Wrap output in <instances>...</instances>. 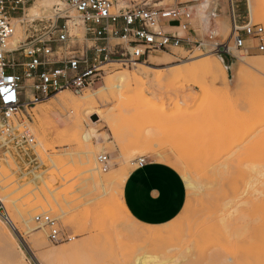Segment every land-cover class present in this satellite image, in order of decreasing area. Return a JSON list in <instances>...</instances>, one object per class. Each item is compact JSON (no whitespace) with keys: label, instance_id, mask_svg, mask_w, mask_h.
Masks as SVG:
<instances>
[{"label":"rangeland","instance_id":"obj_1","mask_svg":"<svg viewBox=\"0 0 264 264\" xmlns=\"http://www.w3.org/2000/svg\"><path fill=\"white\" fill-rule=\"evenodd\" d=\"M37 1L30 0L25 11L15 15L22 18L15 21L16 29L22 34L18 36L19 42L26 39L31 29L44 26L52 18L55 8H60L66 10V16L75 23L72 33L82 43L84 30L75 12L62 1L54 0L63 5H55L48 11L40 8L33 13L31 9ZM205 1L209 2L123 0L127 6L139 5L146 9L187 6L192 11L193 20L187 33L160 25L163 32H177L180 37H189L192 43L184 45L182 50L175 48L167 53L153 54L145 62L153 68L174 66L182 74L161 72L160 79L153 75L149 79L142 78L133 86L135 92L130 98L109 106L111 119L121 134L119 144H115L102 121L92 125L84 117L83 127L79 130L73 127V121L68 122L71 116L61 108L54 109L48 116L46 122H51V125L46 129L47 141L42 143V147L35 142L36 148L44 152L43 156H48L55 167L50 165L48 158L44 164L40 163L33 151L24 153L16 143L4 147L0 144V205L4 207L0 210V219L4 223L0 224V264H7V253L21 261L18 248L22 250L26 264H38V257L60 248H71L66 264H133L144 255L154 257V264H264V242H261L264 241V178L251 180L245 186L215 172V169H223L226 162L243 157L248 161L264 160V93L257 82L250 83L251 87L239 83L230 69L234 63L235 67L241 66L239 58L262 59L264 52L233 50L231 10L227 11L228 17L222 19V31L215 34L216 37L206 32L195 16ZM117 3L119 6L122 2L117 0ZM247 4V0H232L238 26L250 21ZM220 12L219 8L217 14ZM251 24L261 25L264 29V25L255 20ZM199 43L204 48H199ZM215 44L230 48L224 75L207 73L195 67L200 59L190 60L196 54H201L202 58L221 57L210 48ZM255 44V41L247 42L251 47ZM162 60L167 63L160 64ZM112 64L104 67L101 78L88 89L77 94L64 93L79 99L84 94L97 91L106 76L133 72L134 65ZM253 75L264 80L258 73L253 72ZM53 97L38 105L47 106ZM28 114L24 113L25 117L20 115L21 120L29 123L37 140L41 136L39 122L32 118L31 110ZM54 115L61 116L63 124L58 123ZM89 128L95 133L91 139L92 145L96 146L95 157L100 154L109 157L110 167L106 173L97 167L101 176L116 177L119 171L129 173L138 166L140 159H147L171 167L184 183L187 180L199 187L200 190L193 194L186 186L185 205L172 221L181 225L179 230L152 243L134 235L137 232L134 228L147 226L132 219L115 186H110L106 193L92 187L84 159V153L90 147L81 138L84 132L90 131ZM14 146L19 149L18 155L5 158L3 153ZM32 173L41 174L49 188L42 183L34 185ZM5 213L20 220L23 233L4 222L2 217ZM37 215L55 219L61 233L69 240L51 243L49 230L33 222ZM222 222H226L223 230L218 228Z\"/></svg>","mask_w":264,"mask_h":264},{"label":"built area","instance_id":"obj_2","mask_svg":"<svg viewBox=\"0 0 264 264\" xmlns=\"http://www.w3.org/2000/svg\"><path fill=\"white\" fill-rule=\"evenodd\" d=\"M29 1L0 0V89L7 88L0 91V144L4 147L16 143L26 149L24 153L33 151L35 138L29 123L21 120L20 115L29 116V110L61 91L83 92L101 78L107 65L145 63L153 54L183 49L192 43L189 37L165 33L160 28L163 24L168 29L189 32L193 17L187 6L146 9L139 5L118 6L117 0H60L82 23L81 44L72 33L76 25L66 16V10L55 8L44 26L26 31V39L12 47L16 31L13 18L25 11ZM230 8L233 50L264 52L263 27L250 21L238 26L232 4ZM248 41L256 44L248 46ZM198 47L204 45L199 43ZM210 48L215 55L230 56L226 45ZM8 96L12 98L6 99ZM143 162L140 159L138 163ZM96 163L102 173L110 167L106 154L98 155ZM2 218L11 227L6 213ZM33 222L49 230L51 243L69 240L50 216L37 215Z\"/></svg>","mask_w":264,"mask_h":264},{"label":"bare ground","instance_id":"obj_3","mask_svg":"<svg viewBox=\"0 0 264 264\" xmlns=\"http://www.w3.org/2000/svg\"><path fill=\"white\" fill-rule=\"evenodd\" d=\"M118 1L122 2L121 3L122 6L126 5V2H123V0H118ZM247 3H248L247 8H248V16H249L250 23L255 20V21L264 25V0H247ZM201 4H202V2H201ZM231 4H232V0H211V1L209 0V2L205 1L203 3V6L202 7L200 6L201 8H199L196 11L195 16L198 18V21L201 24V26L203 27V29L206 30V32L209 31V33L212 36L213 35L215 36V34L222 31L223 26H221V23H222L221 21H222V19H225L228 17L227 11L231 10V8H230ZM55 5L60 6L63 4L61 2L54 1V0H38L35 3V6L33 7L35 10H33V8H32L31 11H33V13H37L38 9H40V8H43L46 11H48L49 9H52ZM219 8H220L221 14H217V12H216V9H219ZM20 20H22V18H13L14 24H15V21L19 22ZM209 26H213L214 29H209L210 28ZM15 29H16V25H15ZM16 30L17 31H15V35L13 37L12 44H11L12 47L16 46L18 44V42L20 41L18 36L21 33H19L18 29H16ZM226 32L227 31L224 32L225 36H227V34H228ZM179 49L182 50V48H179ZM193 59H200L197 62V64L195 65V67H198L207 73H210V74L221 73L223 75L226 73L225 68L227 69V67L224 64H222L223 62H221L222 61L221 57L217 58L214 56H210V57L204 56L202 58L201 54H196L194 57L190 58V60H193ZM248 59L249 58H247V57L239 58L238 61L241 63V66L235 67L236 63H234L230 66V69H231V71L234 72V77L238 80L239 83H241L242 85H248L249 84V87H251L250 83H252L253 81L257 82L258 84L257 83H255V84H257L260 87V90L264 93V80L258 76L253 75V72H255V73H258L259 75H262L264 77V58L256 59V60H248ZM162 61L163 62H160V64H166L167 63L164 60H162ZM112 65L118 66L119 64L114 63ZM161 72H176L177 75L182 74L181 71L179 69L174 68V66H167L166 68H153L151 66L146 65L145 63L144 64L139 63V64H135L133 66V72L132 71L121 72V73H115V74L110 75V76H106L103 79L102 83H100V86H99L97 91L84 94V96L82 98H79V99L72 98L70 95L64 93L65 91H61V92L57 93L48 102L47 106L41 104V105H38L36 108H33L31 110V113H32L31 116L34 120L39 122V128L41 130L40 131L41 136L38 137L37 140H35L36 144L39 147H42V143H45L47 141L46 138L48 135L46 133V129L49 125H51V122L49 123L46 121L48 119V116H50L49 114H51L52 111L54 109H57V108H61L62 110L67 111V113L71 116V118L68 119V122L73 121L72 122L73 127L77 128L79 130H81L83 127L82 124L84 122V117L86 119H88L92 125H96L98 122L102 121L104 123L105 127H107V129L111 133V137H112L113 141L115 142V144L116 145L119 144V142H121V134H120L118 127L116 126V124L111 119V110H110L109 106L113 102L127 100L128 97L135 92L133 86L136 85L140 79H142V78L149 79L152 75L156 79H160L159 77H160ZM253 85L254 84H252V86ZM156 93H158L157 90H156ZM61 109H59V110H61ZM28 112H30V110ZM54 117L58 123L63 124V120H62L61 116L54 115ZM89 130H90V128H89ZM258 132H260V131H258ZM93 137H95V133H94L93 129L90 131H86L81 135V138H82V141H84V144H86L90 147V150L84 153V159L86 160L85 164L87 165V171L90 173L89 179L92 182V187L95 190H101V192L103 191V193H106L108 191L109 187L113 185V186H115L116 191L118 192V194L122 198V188L124 185V181L127 178V176L129 175V173L127 171L120 173V171H119L118 172L119 175H117L116 177H112V176L109 177V175L101 176V173H100L101 171L99 170L100 171L99 172L97 170L98 166H96L97 165L96 157H95L96 146L92 145V143H91L92 142L91 139ZM102 141L105 142L104 139H102ZM36 147H37L36 145L32 146V150L34 152V155L37 156L40 163L44 164L45 161H47L46 158H48L49 162H51L50 165L51 166L53 165L55 167L54 162L48 156L44 157L43 156L44 152L42 153L40 150L37 149L38 147L37 148ZM24 150L26 151V149H24ZM18 153H19V149L14 146V147L8 148V150L3 153V156L5 158L10 159V158L16 157L18 155ZM81 156H83V155H81ZM261 156H263V155H261ZM219 166L221 167L222 165H219ZM0 168H2L1 163H0ZM222 168L223 169H215V172H218L223 177L226 176V178L227 177L233 178V180H235V184L237 182H240L241 184L246 186L251 180H253V182H254V180L259 178V177L264 178V160H263V162L248 161V160H246V158L243 157V158H240L239 160H236V161L226 162ZM42 174H43V172H42ZM216 175H217V173H216ZM64 180H65V178H64ZM31 182L34 185L36 183H42L45 187L49 188L48 184L46 183V181H44V178L42 177L41 174H33V179L31 180ZM261 184L262 183H260L259 186ZM253 185H254V183L252 184V186ZM185 186H187L190 190H192L193 194L200 190L198 186L192 184V182H188L187 180H186ZM250 187L248 186V188H250ZM37 190L40 191L39 188H37ZM253 191L257 192L255 189ZM258 194L259 193L257 192V195ZM246 203H245V205H246ZM122 204H123V202H122ZM239 205H240V203H239ZM1 206H2V209H4L3 205H1ZM230 206H231V204H230ZM223 209H224V206H223ZM232 212H234V210ZM8 218H9V221L11 223V228L13 230L19 232V233L22 232L20 220L16 217L12 216V215H9ZM238 219L240 220V218H238ZM1 223L4 224L0 219V224ZM225 224H226V222H222V224L218 228H220L222 230H223V228L225 229L226 228ZM180 226H181L180 224H175V223L171 222L165 226H159V227L147 226V227H143V228H134L137 231L136 234H134V235H137V237L143 238V239L147 240L149 243H152L154 240H156V239H158L164 235H167V234H170L172 232H175L176 230H179ZM7 232L9 235H11L9 230H7ZM233 237L235 238L236 236H233ZM10 238H12V237H10ZM12 240L14 241L13 238H12ZM257 242L259 243L260 241H257ZM261 242L263 243L264 241H261ZM70 249L71 248H60L58 250L50 251V252L43 254L42 256L38 257L37 263L38 264H66L67 258L70 254ZM18 251H19V255L21 256V258H20L21 261H19V262L16 261V259H15L16 257H14L10 253H7L5 255V261L7 264H26L25 256H24L22 250L20 248H18ZM212 258H211V260L213 261L214 259H212ZM136 260H137L136 263L133 262V264H154L156 259L154 257L144 255L140 259H136Z\"/></svg>","mask_w":264,"mask_h":264},{"label":"crops","instance_id":"obj_4","mask_svg":"<svg viewBox=\"0 0 264 264\" xmlns=\"http://www.w3.org/2000/svg\"><path fill=\"white\" fill-rule=\"evenodd\" d=\"M122 201L137 223L163 226L181 213L186 201V186L171 167L144 159L125 179Z\"/></svg>","mask_w":264,"mask_h":264},{"label":"water","instance_id":"obj_5","mask_svg":"<svg viewBox=\"0 0 264 264\" xmlns=\"http://www.w3.org/2000/svg\"><path fill=\"white\" fill-rule=\"evenodd\" d=\"M221 59H222L223 64L226 66V64H227V57L221 56Z\"/></svg>","mask_w":264,"mask_h":264},{"label":"snow or ice","instance_id":"obj_6","mask_svg":"<svg viewBox=\"0 0 264 264\" xmlns=\"http://www.w3.org/2000/svg\"><path fill=\"white\" fill-rule=\"evenodd\" d=\"M0 91H7V88L5 87L3 89H0ZM11 98H12L11 96L6 97V99H11Z\"/></svg>","mask_w":264,"mask_h":264}]
</instances>
